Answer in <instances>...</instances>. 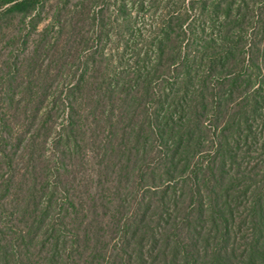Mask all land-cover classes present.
Instances as JSON below:
<instances>
[{
	"label": "trees",
	"instance_id": "16d2710c",
	"mask_svg": "<svg viewBox=\"0 0 264 264\" xmlns=\"http://www.w3.org/2000/svg\"><path fill=\"white\" fill-rule=\"evenodd\" d=\"M147 3L0 0V264H264V0Z\"/></svg>",
	"mask_w": 264,
	"mask_h": 264
},
{
	"label": "rangeland",
	"instance_id": "374dc122",
	"mask_svg": "<svg viewBox=\"0 0 264 264\" xmlns=\"http://www.w3.org/2000/svg\"><path fill=\"white\" fill-rule=\"evenodd\" d=\"M71 1L73 2L75 0H71ZM106 1H110L112 3V0H106ZM124 1H128V5H127L126 11L131 13L133 17L137 18L138 22H136V24L138 26H140V27H142V25L145 24V27H148L149 26L148 23L151 21V20H149L150 17H151L150 13H152V10H150V11L146 10V9H148V3H147L148 0H124ZM143 1H144V3H143ZM142 3H143L144 6L141 7L140 4H142ZM142 10H144L143 12H145L146 14L142 15V12H141ZM46 11H47V8L45 7L44 8V12H42L40 14V19L41 20H40L39 26H38L40 28H42L44 25H46L48 23V21L50 20L49 15H50L52 10H50V11L48 10L47 12ZM123 11H125V10H123ZM106 13L110 14L112 16V4L106 10ZM154 13H157V12H154ZM145 17H146V21L144 23H142V21L140 22L141 19L145 20ZM11 24H12L11 28H9L7 30L0 31V76L3 73V63H4L3 60H5L8 57V53H9V51L12 48V45H13L10 42V40L12 39V37L14 35L15 29H17L19 27V18L15 17V19H13ZM111 46H112V41L108 42V44H107V47H111ZM125 56L127 57V52H126ZM262 135L264 136V133H262ZM251 155H256V153H252ZM251 161H252V159H251ZM93 177L96 178L95 177V173L93 174ZM104 229L105 230L103 231V233L105 232L106 238H109L110 237L109 235L111 234L110 231H112V227L111 226L107 227V225L106 226L104 225ZM111 243L112 242H110V245H111ZM110 252L112 254L111 248H110Z\"/></svg>",
	"mask_w": 264,
	"mask_h": 264
}]
</instances>
